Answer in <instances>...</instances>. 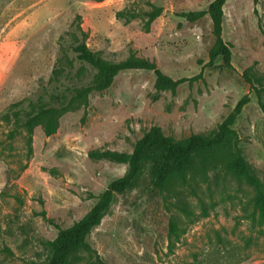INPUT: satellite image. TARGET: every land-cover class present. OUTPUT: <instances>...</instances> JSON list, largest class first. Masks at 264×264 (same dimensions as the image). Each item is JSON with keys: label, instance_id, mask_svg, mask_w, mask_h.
Returning a JSON list of instances; mask_svg holds the SVG:
<instances>
[{"label": "rangeland", "instance_id": "374dc122", "mask_svg": "<svg viewBox=\"0 0 264 264\" xmlns=\"http://www.w3.org/2000/svg\"><path fill=\"white\" fill-rule=\"evenodd\" d=\"M210 1L0 0V264L45 262L44 241L53 239L57 228L40 213L67 227L126 171L125 163L93 159L88 151L130 152L154 126L175 138L209 133L246 93L250 101L232 127L245 160L264 184V112L242 76L249 68L264 83V0L223 5L222 37L231 48V68L221 60L205 65L214 42L209 15L195 21L178 15L204 9ZM151 4L163 12L146 31L144 13ZM124 7L138 16L117 19L116 11ZM77 14L88 47L104 58L133 55L154 61L174 79L202 71L201 78L174 91L156 90L152 71L123 70L107 89L92 91L87 102L62 112L52 134L42 125L31 132L16 128L2 113L55 85L52 69L61 48L73 41ZM79 65L75 62L60 81L87 83L91 71L78 75ZM254 193L228 167L223 152L196 162L183 179H172L163 189L152 186L145 164L134 183L115 195L88 241L106 264H264V218L253 206ZM77 255L71 264L94 260L85 251Z\"/></svg>", "mask_w": 264, "mask_h": 264}, {"label": "trees", "instance_id": "16d2710c", "mask_svg": "<svg viewBox=\"0 0 264 264\" xmlns=\"http://www.w3.org/2000/svg\"><path fill=\"white\" fill-rule=\"evenodd\" d=\"M100 2L103 0H93ZM226 0H211L204 9L181 11L179 16L188 21H195L209 15L212 22L213 45L208 51L206 66H213L217 60L231 68V48L222 37L223 5ZM257 3V0H253ZM163 12V7L151 4V9L146 11L144 29L149 30L151 22ZM138 14L131 7H124L115 13L117 19L129 21ZM75 29L71 31L73 41L69 46L61 48L52 69L51 85L44 94L35 99L26 98L11 105L9 112H3L2 117L11 120L18 127H24L31 132L36 125H42L46 134H52L58 127L60 114L78 101L87 102L92 91L107 89L114 77L123 70L144 69L154 73V87L156 90L174 91L181 83L189 84L202 76V71L191 77L174 79L165 74L154 61L147 58L128 56L124 60L111 61L103 57L100 50H93L86 43L87 32L81 27L79 14L75 17ZM261 31L264 35V28ZM68 50L73 53L69 56ZM79 62L76 74L81 75L88 68L90 79L81 85H69L60 81V77L75 67ZM244 80L249 84L250 91L256 95L260 109L264 112V83L260 77L255 76L249 68L242 72ZM58 83V84H57ZM27 102L24 105V102ZM250 101L248 93L244 94L234 105L232 110L223 118L217 127L209 133H194L185 137L175 138L165 135L160 127L154 126L136 140L130 152L93 149L88 151V156L93 159H108L127 165L126 171L119 177L111 180L106 188L97 195L95 203L78 220L67 227H60L42 211V217L55 225L56 236L44 241L49 257L45 262L29 261L28 264H71V258L78 257V253L85 251L94 256L91 264H106L95 248L88 241L91 231L99 225L107 209L117 193L128 189L141 175L145 164L150 165L152 186L163 189L172 179H183L186 171L191 169L196 162L205 163L223 152L227 158L228 167L236 176L243 178L253 186V206L261 218H264V184L253 172L245 160L238 145V133L232 127L243 107ZM187 211V206L184 205ZM169 230L176 233V223L170 220ZM197 260V255H194ZM188 264H196L189 262Z\"/></svg>", "mask_w": 264, "mask_h": 264}]
</instances>
